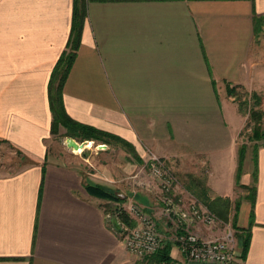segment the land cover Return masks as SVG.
Listing matches in <instances>:
<instances>
[{
	"label": "crops",
	"instance_id": "obj_1",
	"mask_svg": "<svg viewBox=\"0 0 264 264\" xmlns=\"http://www.w3.org/2000/svg\"><path fill=\"white\" fill-rule=\"evenodd\" d=\"M72 9L73 0H0V139L30 160L0 175V264H150L125 249L102 199L87 189L107 182L152 214L170 256L181 258L176 219L164 215L158 182L144 172L148 149L177 178L184 205L231 199L235 183L252 182L254 193L235 209V230L248 235L244 256L237 249L242 264H264V145L255 181L253 162L237 178L243 121L227 95V86L252 89L264 77V0H86L65 110L129 147L116 141L77 163L48 152L47 86Z\"/></svg>",
	"mask_w": 264,
	"mask_h": 264
},
{
	"label": "built area",
	"instance_id": "obj_2",
	"mask_svg": "<svg viewBox=\"0 0 264 264\" xmlns=\"http://www.w3.org/2000/svg\"><path fill=\"white\" fill-rule=\"evenodd\" d=\"M83 144L86 141H78ZM88 141V140H87ZM75 152L73 147H68ZM106 144H97L95 149L105 150ZM145 164L150 175L157 180L161 190V202L163 213L169 219H176L177 229L174 241L182 257L172 259L167 264H242L234 235L231 230H226L223 235L213 238H204L191 229L195 223H201L204 227L211 229L218 218L214 212L196 201H190L184 205L181 199L176 198L174 186L175 177L166 169L165 160L154 152L149 151ZM130 216L135 222L133 226H123L122 240L126 249L135 257L143 258L151 256L161 248L163 236L158 230L157 222L151 213L146 211L139 203L131 202L128 205Z\"/></svg>",
	"mask_w": 264,
	"mask_h": 264
},
{
	"label": "rangeland",
	"instance_id": "obj_3",
	"mask_svg": "<svg viewBox=\"0 0 264 264\" xmlns=\"http://www.w3.org/2000/svg\"><path fill=\"white\" fill-rule=\"evenodd\" d=\"M262 37H264V35H262ZM261 39H262V45H264V38H261ZM260 83L261 84H257L255 88H252V89L246 86L240 85V84L227 86V95L230 96L233 102L236 104L237 110L239 111L242 117V121H243L242 127L236 136L237 149L239 151V148L241 145L245 147L242 164L243 162H246V164L249 167H251L250 163L253 162L255 148L257 146L259 147L262 143H264V135H262V133H264V77H262V82ZM229 91H231L232 94H229ZM254 110L261 111V116L259 119H255V117L252 118L251 112ZM254 128L258 129V134L260 135V137L259 136L254 137L253 135ZM65 131L66 129L63 126L59 125L57 132L55 133L51 132V138L48 140L49 154L51 156H56L59 159L64 160V161L72 160L77 163L79 162L81 157L88 156V155L92 157L93 155L91 153L93 149L95 148V145L99 143L100 144L104 143L107 145V147H109L110 144L117 141L113 138H108L106 142L102 140H97V139H89L90 142L80 144L79 148L75 149V152H78L79 150H81L82 147L86 146L85 149H83L79 153H74L66 145ZM75 139L78 141H83V140H80V137L75 138ZM84 140H87V139H84ZM125 146L129 147V145H125ZM149 151L151 150L149 149L145 150V155L148 154ZM110 157H111L110 155H105V156H99L97 159L103 160V159H108ZM29 161H30L29 158H27L23 152H21L19 149H16L15 147H12L5 140L3 141L2 139H0V175L14 173L20 170L21 168H23L25 165H27ZM166 169L168 170L169 173H171L175 177V175L167 167V165H166ZM144 172L150 175V172L146 164H145ZM175 179L177 178L175 177ZM95 185L99 186L101 189L98 188L99 193L95 192L94 195L102 199L103 201L102 203L104 204V206L106 207V209H108L110 213V216H109L110 219L114 218L113 216L116 213V210H118L119 208L124 209L128 213L129 216H132V214L128 211L127 208H128L129 203L135 202V201H129L127 203L124 202V198H122L119 195V192L116 191L114 187L110 185L109 182H107L106 185H102L98 183ZM247 186L248 187H245L239 180L237 183H235V187H234L233 194L231 195V199L223 198L215 202L216 206H214V208H209L208 206H206V204H204L203 201H200V200L199 202L196 201L200 205L206 206L209 210H211L212 212L216 214L218 218V222L213 227V229L215 230L220 229V232H222L220 233L221 235H223L224 232L228 229L231 230L233 233H235L234 240L236 242V246L239 240H238V233L235 230V221H234L235 209H236L237 202L242 200V198L244 197L243 194L245 192H248L247 194L251 195L253 183L251 182ZM222 200H225V203L222 202ZM119 226L121 227L122 225L119 224ZM121 230H122V227H121ZM122 234H123V231H121V233H118L119 238L121 242L123 243ZM135 258L137 259V261L138 260L141 262L148 261V263L150 264H167L168 261L175 259V258H172L171 256H170V260L168 261H164V260L159 261L157 258L153 256H145L143 258L135 257Z\"/></svg>",
	"mask_w": 264,
	"mask_h": 264
},
{
	"label": "trees",
	"instance_id": "obj_4",
	"mask_svg": "<svg viewBox=\"0 0 264 264\" xmlns=\"http://www.w3.org/2000/svg\"><path fill=\"white\" fill-rule=\"evenodd\" d=\"M85 17H86V0H73V9H72V18H71L69 36L67 38L64 49L62 50L60 56L58 57L51 71L47 86L49 106L52 114L50 131L52 133L57 132L59 125H61L66 129L65 136H71L73 138L80 137V140L87 139L88 141L84 143L90 142L89 139H97L106 142L108 138H113L117 141L122 142L124 145H128V143L125 140L111 134L110 132L73 120L65 110V106L63 103V96H62L63 85L65 78L69 72V69L73 63V60L75 59V56L77 54L78 47L80 45L81 32L85 21ZM257 22L258 20L256 19L255 16V25ZM229 94H232V92L229 91ZM251 114H252V118L255 117V119H259L261 116V111L254 110L251 112ZM253 135L254 137H258V136L260 137V135L258 134V129L254 128ZM262 135H264V133H262ZM261 145H264V143H262ZM244 149L245 147L241 145L238 151L237 178L239 177L242 171V161L245 152ZM257 149L258 146L255 148L254 157H253V164H254L253 182L255 181ZM42 172L44 173V169ZM98 188L100 187L95 184L88 185L87 187L88 191L93 193L98 192ZM254 190L255 187L253 185L251 195L254 193ZM221 199L223 198H216L213 201H209L207 203L205 202V204L209 208H214V206H216L215 202ZM222 202L225 203V200H222ZM113 217L117 218L119 224H123L127 226L134 225V220L128 215V213L124 209L119 208L118 210H116V213L114 214ZM116 230L118 233H121L120 230L118 229ZM238 240L241 246V256H244V252L246 250L248 243V235L244 233L238 234ZM169 250H170V244L163 243L161 248H159V250L151 256L157 258L159 261H163V260L168 261L170 260Z\"/></svg>",
	"mask_w": 264,
	"mask_h": 264
},
{
	"label": "water",
	"instance_id": "obj_5",
	"mask_svg": "<svg viewBox=\"0 0 264 264\" xmlns=\"http://www.w3.org/2000/svg\"><path fill=\"white\" fill-rule=\"evenodd\" d=\"M84 141H87V140H84ZM65 142L68 147H73L74 149H78L80 145L79 142H77L76 139L71 136H67L65 138ZM113 224L118 230H121V227L119 226V222L116 217L113 218ZM194 264H215V263L203 262V263H194Z\"/></svg>",
	"mask_w": 264,
	"mask_h": 264
}]
</instances>
